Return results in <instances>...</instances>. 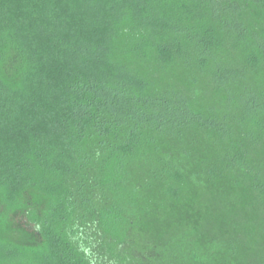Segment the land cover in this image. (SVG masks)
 <instances>
[{
	"label": "trees",
	"instance_id": "trees-1",
	"mask_svg": "<svg viewBox=\"0 0 264 264\" xmlns=\"http://www.w3.org/2000/svg\"><path fill=\"white\" fill-rule=\"evenodd\" d=\"M0 264H264V0H0Z\"/></svg>",
	"mask_w": 264,
	"mask_h": 264
},
{
	"label": "rangeland",
	"instance_id": "rangeland-1",
	"mask_svg": "<svg viewBox=\"0 0 264 264\" xmlns=\"http://www.w3.org/2000/svg\"><path fill=\"white\" fill-rule=\"evenodd\" d=\"M1 235L5 239H10L16 243L24 244L32 242L35 234L32 220L20 211L19 214L9 219V223L0 227Z\"/></svg>",
	"mask_w": 264,
	"mask_h": 264
}]
</instances>
